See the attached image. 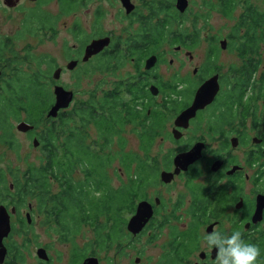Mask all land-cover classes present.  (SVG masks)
<instances>
[{
	"label": "flooded vegetation",
	"instance_id": "af4514ba",
	"mask_svg": "<svg viewBox=\"0 0 264 264\" xmlns=\"http://www.w3.org/2000/svg\"><path fill=\"white\" fill-rule=\"evenodd\" d=\"M30 1L38 4L41 0ZM56 1L59 14L64 15L61 0ZM156 1L119 0L120 6L115 9L122 22L117 34L101 27L104 14L101 9L93 14L90 33L85 34L80 24L74 22L71 28L74 43L69 46L65 42L63 47L65 65L51 57L55 61L54 69L60 72L54 86L74 94L71 104L63 110L87 100L91 94L100 97L104 92L116 93L122 101H136L139 111L147 105L148 117L152 113L153 121L148 118L145 121L152 127L156 121L161 123L156 125L147 143L141 125L128 123L121 132L123 152L135 156L131 167L133 181L142 187V192L134 195L133 206L121 212L125 219L123 233L99 242L96 231V237L90 240L86 237L85 225L92 222L85 221L78 232L66 238L64 233H59L57 221V244L64 242L72 246L67 259L63 251L57 250V264H212L216 251H207L202 246V238L213 227L227 231L240 229L246 239L260 248L259 264H264V0H187L184 8L180 0H159L172 5L179 16L174 21L178 26L149 29L145 18L153 16ZM8 2L18 6L21 0ZM83 2L74 0L73 7L66 13H76ZM192 6L200 11L193 12ZM192 14L204 20L196 31V38L195 31L189 32ZM54 18V28L44 30L48 31L47 36L58 38L62 19ZM211 20L224 26L227 32L215 30ZM151 30L163 35V41L138 58L126 55L131 45H139V39ZM201 34L205 37L199 38ZM97 41L102 43V48L84 61L86 48ZM199 48L204 51L199 52ZM117 50L124 56L114 58ZM111 53L108 64L100 66L99 61ZM71 62L76 63L73 70L68 69ZM7 67L0 63L2 85L7 82ZM120 69H124L126 75L134 71L133 80L119 77L110 88L104 89L109 81L100 77V73H116ZM64 76L70 77L73 83H66ZM85 76L91 78L82 87ZM209 81L212 86L219 85L218 93L209 104L187 112L194 105L198 90ZM238 81L244 92H237ZM138 84L145 87V91L138 88L135 98L128 87ZM21 122H27L26 111L20 113L19 119L9 116L11 135L18 151L23 144L17 140L16 130L26 135L28 142L32 141L36 159L40 144L34 147L33 140L39 141L43 128L23 132L17 129ZM6 133L7 124L0 120V146H6L7 152L14 150V143L7 140ZM61 141L58 149L64 143ZM133 141L136 148L129 149ZM88 144L94 146L90 141ZM60 159L66 162L64 152ZM3 160L4 154L0 153V208H5L9 215L11 232L3 240L6 255L0 264L46 263L41 262L44 259L39 256V250L48 252L51 248L38 242L40 235L32 239L30 234L37 220L45 229L47 214L33 195H27L23 203L15 200L16 177L26 184L30 158H22L23 170L11 167L5 174ZM112 160L107 172L114 191H119L118 188L129 182V173L116 157ZM115 164H119L116 170ZM85 175L88 173L84 169L76 167L72 180L83 183ZM62 190L57 179V194ZM58 203L57 214L62 208ZM142 203L148 205V214L142 218L141 230L133 233L128 229L129 221L141 211ZM95 226L97 229V224ZM79 232L86 240L83 247L76 243ZM123 237L130 239L132 247L125 263L119 261L129 249L120 243ZM13 243L20 246L23 262L12 261L10 246ZM31 245H35L34 254H31Z\"/></svg>",
	"mask_w": 264,
	"mask_h": 264
},
{
	"label": "trees",
	"instance_id": "16d2710c",
	"mask_svg": "<svg viewBox=\"0 0 264 264\" xmlns=\"http://www.w3.org/2000/svg\"><path fill=\"white\" fill-rule=\"evenodd\" d=\"M44 2L45 0H41L36 7L29 10L24 23L25 29L29 30L30 24L34 21L39 23L38 32L44 28L48 30L54 28L55 18L41 9ZM61 2L63 11L68 12L73 7L74 0H61ZM154 5L157 7L153 9V16L145 18L146 28H171V24L178 16L172 5L169 3L166 5L159 0ZM159 12H165L167 15L164 17L165 19L161 18L155 22L154 17ZM162 41L163 35L151 30L139 39V45L132 44L125 53L138 58ZM12 45L11 38L0 37V63L8 62L10 66L13 64L12 60L4 59ZM111 56L112 53L105 55L99 61L100 66L108 64ZM121 56H124V53L117 50L113 57L120 58ZM35 62L36 68H31L27 73L28 76L18 72L11 82H5L4 87L0 84L5 91L2 95L5 99L0 103V120L4 125L7 124L6 138L12 144L14 143V149L16 150L17 146L8 126L9 116L19 119L20 113L24 110L27 112L28 123L36 128H43L39 137L40 153L36 156L38 163H30L26 184H22L16 177L18 193L15 195V200H20L23 203L27 195L35 196L40 208L46 212L47 219H51L45 225L54 228L56 235L57 221L59 233H64L66 238L72 237L78 232L81 229V224L86 221L97 224L96 231L99 242H103L105 238L114 234L117 237L123 233L122 228L125 224L121 212L131 208L134 203V195L142 192V187L133 181L131 173V167L135 160L134 153L123 152L120 143L123 139L121 132L125 130L128 123H133L135 126L141 125L143 138L147 143L159 123L156 121L155 126L152 127V124L145 121V118L153 121L152 113L148 117L147 105L142 107L144 110L139 111L136 101L125 102L116 93L108 94L106 92L100 97L91 94L87 100H80L73 107L62 109L58 112L57 117L48 118L46 117L47 111L55 102V96L50 93L51 84L57 83L53 79L55 61L48 55L41 56ZM87 68L92 67L88 66ZM14 81L15 84L17 81L18 87L12 85ZM140 87L143 90L141 92H144L145 87L140 84L129 86L128 89L137 98V90ZM239 90L244 92L240 82L237 92ZM146 93L148 92L146 91ZM228 109L231 110V108ZM89 135H91L89 141L94 144L92 147H89V141H86ZM61 137H64L63 141L60 140ZM60 141L64 143L58 149ZM61 152H64L66 162L60 159ZM115 157L129 173V182L118 188L119 191H114L107 172ZM76 167L82 168L88 173L85 175L83 183H74L72 180V172ZM57 179L63 188L59 194H57ZM58 202L62 205L59 214H57ZM102 220L103 222H101ZM105 233L108 235L105 236ZM10 252L14 263L18 260L24 261L19 245L11 244ZM41 262H46L41 264H52L53 259L50 257L48 262L46 260Z\"/></svg>",
	"mask_w": 264,
	"mask_h": 264
},
{
	"label": "rangeland",
	"instance_id": "374dc122",
	"mask_svg": "<svg viewBox=\"0 0 264 264\" xmlns=\"http://www.w3.org/2000/svg\"><path fill=\"white\" fill-rule=\"evenodd\" d=\"M115 1L116 0H84V2L81 3L78 9L75 11L76 13L71 14L65 12L64 15H61V13L59 14V5L56 0H47V2L45 0L44 5H42L41 9L45 10L49 13V15L53 17L56 16V20L57 17L58 20L62 19L59 28V37L57 38V36L55 35L53 36V38H51V34H48L47 36L46 32L48 31L42 30L41 33L37 31V26L39 23H37L36 21H34L35 23L32 22L30 24V27L28 28L29 30L25 29L24 27L25 19L28 17L29 10L37 6L36 2H32L30 0H21L20 5L17 6L16 3L13 2H11V4L14 5H9L8 3L10 2H8V0H0V37L11 38V42L13 44L12 47L6 52V57H4V59L8 61L12 60L13 64L10 66V63L8 62H1L2 66L8 65V67L6 68L7 75H5V81L11 82L15 74L18 72L28 76L29 74L27 73H29L30 69L35 67V60L40 58L41 56L50 55L52 58L55 59L56 63L58 61L61 63V65H65L63 47L65 42H68L69 46L74 43L73 33L71 32V28L74 26V22H78L80 24L85 34L90 33L92 31V25L95 18L93 14L99 9H101L104 13L102 16L101 27L110 29L117 34L118 28H121L120 22L122 21L118 19L117 9H115L116 7L120 6L119 0H117L116 2ZM164 3L168 5L166 1H164ZM199 7L201 9L200 5ZM112 9L114 12L112 11ZM192 10L193 12H196L198 11V7L192 6ZM166 15L167 14L165 12H159V14L154 17V21L158 22L161 18H164ZM203 21L204 20L200 15L195 16L192 14L189 17V32L192 33V31H195V38L198 35L196 31H199V27ZM211 22L214 23L215 30L219 29L224 31L225 33L227 32V30L224 29V26L222 27L216 21L211 20ZM177 26L178 24H176V22L171 24V27H173V29H175ZM204 37L205 36L201 34L199 38ZM198 51L202 53L204 49L199 48ZM123 70L124 69H120V71L116 73H100V77H104L109 81L106 85H104V89L110 88L119 77H123L125 80H133L135 72L132 71L131 74L126 75L124 74ZM167 72L169 74H173V71L167 70ZM90 78L91 76H85L83 78L82 87L85 86V83H87ZM64 80L68 84L73 83L72 79L68 76H64ZM4 85L5 84H3L2 87ZM12 85H16L18 87L17 81L16 84L14 81V84ZM2 87H0V103L5 99L2 96L5 93ZM210 88V95H215L218 93L219 85L215 84ZM225 90H227V86L225 87ZM53 92L54 84H51L50 93L52 94V96L54 95ZM16 136L17 140L23 144L19 151L18 149H14L12 151L9 150L6 152V146H0V153L4 154V160L2 164L4 174L8 173L11 167H14V169L20 168L23 170L24 163L22 161V158L25 157L30 158L31 162L38 163V161L34 157L36 153L34 148L32 147V141L28 142L26 135L18 133L17 130ZM130 148H136L135 141H133V145L129 146V149ZM118 167L119 164H115L114 169L116 170ZM113 175L116 176L114 170ZM9 179L11 180L10 177ZM125 215L128 216V213H126ZM50 220L51 219L46 218V223ZM39 223V220H37V225L31 231L30 237L32 239H35L36 237H38L37 235H40L37 238L38 242L41 245L48 246L51 248L48 249L47 253H49L48 255L53 257L52 264H57V250L63 251L65 259H67L68 251L71 250L72 246H66L64 242L62 244L61 242L57 244V235L55 229L51 228L48 225H46L44 229L43 226ZM95 227V223H89L85 225V229L87 231V239L92 240L94 236L96 237ZM80 232L79 237L76 239V243L79 247H83L86 240L85 238L81 237ZM120 243H122L125 248H129L128 253H126V255L119 257V261L121 263H125L128 260L127 255L129 254V252H131L132 249L130 245L131 241L129 238L123 237L120 238ZM34 250L35 245H31V254H34ZM147 251L149 252L150 249H147ZM78 255H80V257L82 256L80 252L78 253ZM31 258L32 257L30 256L29 259L31 260Z\"/></svg>",
	"mask_w": 264,
	"mask_h": 264
},
{
	"label": "water",
	"instance_id": "95a60500",
	"mask_svg": "<svg viewBox=\"0 0 264 264\" xmlns=\"http://www.w3.org/2000/svg\"><path fill=\"white\" fill-rule=\"evenodd\" d=\"M181 4L183 5V8L188 5L187 0H180ZM9 5H14L11 3H8ZM102 48V43L100 41L94 42L93 44L89 45L86 48L85 52V57L84 61H86L92 54L97 53L100 49ZM76 67L75 62H71L68 65L69 70H73ZM60 72L57 71V69L53 72V78L57 81L59 79ZM212 86L211 82H207L203 87H201L196 95L194 105L187 110L188 111H195L200 107H203L206 104H209L215 95H210V87ZM55 96V102L50 108L48 112V117L55 118L57 117V114L60 110L67 108L72 100H73V92L65 90L64 88L60 86H54V92ZM35 127L31 125L28 122H21L18 126L17 129L23 132H27L30 130H33ZM39 141L37 139L33 140V146L38 147L39 146ZM261 204V201L259 202V205ZM141 211L133 216L128 225V229L133 232H139L141 228L143 227L142 223L143 221V216H146L148 214V205L146 203L141 204ZM11 232V224H10V218L9 215L6 212V209L1 207L0 208V262H2L5 258L6 255V250L3 245V240L6 238ZM39 256L48 261L50 260V257L47 253L46 250H39Z\"/></svg>",
	"mask_w": 264,
	"mask_h": 264
},
{
	"label": "clouds",
	"instance_id": "9594fccd",
	"mask_svg": "<svg viewBox=\"0 0 264 264\" xmlns=\"http://www.w3.org/2000/svg\"><path fill=\"white\" fill-rule=\"evenodd\" d=\"M202 246L207 251L215 249L212 264H259L260 248L246 239L238 228L227 231L213 227L203 236Z\"/></svg>",
	"mask_w": 264,
	"mask_h": 264
},
{
	"label": "bare ground",
	"instance_id": "6f19581e",
	"mask_svg": "<svg viewBox=\"0 0 264 264\" xmlns=\"http://www.w3.org/2000/svg\"><path fill=\"white\" fill-rule=\"evenodd\" d=\"M48 262V261H47Z\"/></svg>",
	"mask_w": 264,
	"mask_h": 264
}]
</instances>
